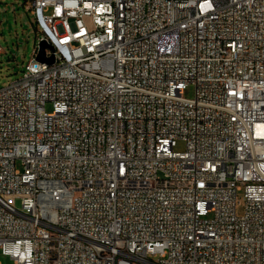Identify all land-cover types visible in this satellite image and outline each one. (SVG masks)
Returning <instances> with one entry per match:
<instances>
[{
    "label": "built area",
    "instance_id": "2783aa9c",
    "mask_svg": "<svg viewBox=\"0 0 264 264\" xmlns=\"http://www.w3.org/2000/svg\"><path fill=\"white\" fill-rule=\"evenodd\" d=\"M25 1L41 36L0 87L2 254L264 264V0Z\"/></svg>",
    "mask_w": 264,
    "mask_h": 264
},
{
    "label": "rangeland",
    "instance_id": "374dc122",
    "mask_svg": "<svg viewBox=\"0 0 264 264\" xmlns=\"http://www.w3.org/2000/svg\"><path fill=\"white\" fill-rule=\"evenodd\" d=\"M30 1L0 0V87L20 78L23 74V65L29 62L34 54L35 46L41 36L36 16L29 9ZM195 88L190 85L186 96L192 97ZM48 111L51 107L48 105ZM185 143L179 141L176 151H184ZM243 212L239 207L238 213ZM0 262L14 264V261L0 251Z\"/></svg>",
    "mask_w": 264,
    "mask_h": 264
},
{
    "label": "water",
    "instance_id": "95a60500",
    "mask_svg": "<svg viewBox=\"0 0 264 264\" xmlns=\"http://www.w3.org/2000/svg\"><path fill=\"white\" fill-rule=\"evenodd\" d=\"M50 48L51 50H54L52 45H49L46 41H41L40 42V51L39 54L37 55V60L42 61V62H48L49 64L54 63V56L52 55L51 57H46V49Z\"/></svg>",
    "mask_w": 264,
    "mask_h": 264
}]
</instances>
